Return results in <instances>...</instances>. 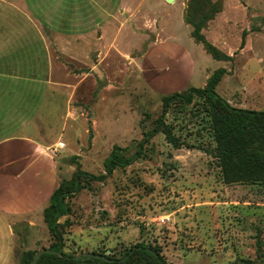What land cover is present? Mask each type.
<instances>
[{"label": "rangeland", "instance_id": "374dc122", "mask_svg": "<svg viewBox=\"0 0 264 264\" xmlns=\"http://www.w3.org/2000/svg\"><path fill=\"white\" fill-rule=\"evenodd\" d=\"M151 1L150 5L157 2ZM189 2L180 0L181 4ZM213 2L222 13L203 34L234 57L233 62L213 60L192 39L181 4L166 1L168 5L157 6L159 18L139 25L156 24V32L134 37L125 31L118 42L123 53L101 51V62H95L98 66L93 71L75 76L77 90L73 98L65 100V107L61 98L52 100L58 108L54 128L61 129L71 113L81 118L75 125L68 122L66 133L55 130L48 134L50 142H66L64 154L71 155L67 162L62 160V152L57 153L62 180H70L77 171L79 166L70 161L74 157L82 171L101 176L115 146L124 149L126 157L134 155L162 114L163 98L204 88L208 77L219 69L228 71L217 88L222 98L234 108L264 112V0ZM198 10L200 14L203 9L199 6ZM17 22L11 21L5 28L11 43L21 44L17 32L11 33ZM105 22L101 20V24ZM244 32L249 45L245 51L241 50ZM157 40L166 42L150 48ZM44 93L42 88L32 100L22 95L10 99L9 121L18 123L40 106H48ZM19 108L21 116L13 118ZM166 123L181 143L193 148L175 149L159 134L146 146L145 159L116 170L105 183H91L90 190L71 199V216L60 221L65 253L121 258L142 244L158 248L168 264H264V185L224 183L204 101L197 99L191 106L173 104ZM13 126L8 124L0 138L14 134ZM51 172L45 165H37L28 173L26 185L45 188ZM33 220L32 227L19 229L27 250L49 249L52 238L43 210ZM14 233L16 228L0 223V264H15L14 243L21 237L16 233L14 238Z\"/></svg>", "mask_w": 264, "mask_h": 264}, {"label": "crops", "instance_id": "0c3cea01", "mask_svg": "<svg viewBox=\"0 0 264 264\" xmlns=\"http://www.w3.org/2000/svg\"><path fill=\"white\" fill-rule=\"evenodd\" d=\"M166 1L157 0L150 5L151 0H50L49 4L46 0L42 3L40 0H0V132L8 124H14L11 128L14 134L0 138V223L16 228V233L27 225L32 227L34 214L42 210L44 213L54 191L67 181L60 178L56 156L58 152L64 154L68 146L64 142L65 149L57 150V139L50 142L48 134L55 130L66 133L67 123L72 121L75 125L81 118H74L75 113H71L61 129L54 128L58 108L53 101L61 98L65 107V100L73 98L77 90L73 84L75 76H84L89 69L93 71L98 66L96 63L101 62V51L123 53L118 42L125 31L134 37L156 32V24L148 28L139 25L159 18L157 6L168 5ZM173 3L181 4L180 0ZM185 5L181 4L184 16ZM101 20L107 22L101 24ZM11 21H18L11 33L17 32L21 44L11 43L12 36L5 28ZM159 42L151 43L150 48L164 45L166 41ZM248 48L249 45L245 46L243 51ZM179 73L183 72L179 69ZM42 88L48 106H40L18 123L9 121L10 99L22 95L32 100ZM15 112L13 118L21 116L17 114L20 108ZM86 126L85 120L84 131ZM69 158L70 154H64L62 160L69 162ZM42 164L53 172L45 188L27 186L28 173ZM20 237L18 244L14 243L15 264H20L21 256L31 251L26 248L25 238Z\"/></svg>", "mask_w": 264, "mask_h": 264}, {"label": "trees", "instance_id": "16d2710c", "mask_svg": "<svg viewBox=\"0 0 264 264\" xmlns=\"http://www.w3.org/2000/svg\"><path fill=\"white\" fill-rule=\"evenodd\" d=\"M202 12L199 14L198 7ZM222 9L213 0H190L187 4L184 20L192 28V39L201 44L213 60L233 62L231 57L211 44L203 31L215 20ZM247 32L243 33L241 50L246 46ZM228 74L226 69H219L209 78L203 89H189L184 93H175L163 98L162 114L156 120L154 128L144 135L136 152L131 157L124 155L125 150L115 146L105 162V172L101 176L82 171L78 158L70 161L79 167L71 180L63 181L52 194L49 205L44 210V222L50 232L52 245L49 249L60 255L46 254L36 264H168L158 248L137 245L123 257L116 258L100 255L101 258L84 257L75 259L65 253V233L61 219L71 216L69 201L85 190L91 189V183H105L118 169H126L146 158V146L157 135L165 136L168 144L175 149L187 147L175 137L166 118L173 104L182 103L191 106L195 100H202L208 107L214 141L215 158L221 170L222 179L227 185L250 184L264 185V112L249 111L232 107L217 93L222 79ZM90 129V134H91ZM92 134L90 135L91 140ZM38 252L28 251L20 258V264H32ZM95 254V253H93ZM98 255V254H96Z\"/></svg>", "mask_w": 264, "mask_h": 264}, {"label": "water", "instance_id": "95a60500", "mask_svg": "<svg viewBox=\"0 0 264 264\" xmlns=\"http://www.w3.org/2000/svg\"><path fill=\"white\" fill-rule=\"evenodd\" d=\"M169 3H173L174 0H167ZM46 254H55V255H60V253H55V252H52L50 250H42V251H39L36 256H35V259L33 261L32 264H36L37 261L40 259L41 256L43 255H46ZM84 257H90V258H101L100 255H96V254H93V253H81L79 255H77L75 257V259H80V258H84Z\"/></svg>", "mask_w": 264, "mask_h": 264}, {"label": "built area", "instance_id": "2783aa9c", "mask_svg": "<svg viewBox=\"0 0 264 264\" xmlns=\"http://www.w3.org/2000/svg\"><path fill=\"white\" fill-rule=\"evenodd\" d=\"M56 149L57 150H64L65 149V143L64 142H59L57 145H56Z\"/></svg>", "mask_w": 264, "mask_h": 264}]
</instances>
